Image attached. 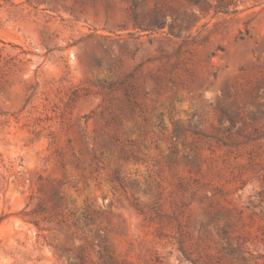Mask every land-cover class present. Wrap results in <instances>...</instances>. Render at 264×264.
Segmentation results:
<instances>
[{"label": "rangeland", "instance_id": "obj_1", "mask_svg": "<svg viewBox=\"0 0 264 264\" xmlns=\"http://www.w3.org/2000/svg\"><path fill=\"white\" fill-rule=\"evenodd\" d=\"M1 41L0 264H264V0H0Z\"/></svg>", "mask_w": 264, "mask_h": 264}, {"label": "trees", "instance_id": "obj_2", "mask_svg": "<svg viewBox=\"0 0 264 264\" xmlns=\"http://www.w3.org/2000/svg\"><path fill=\"white\" fill-rule=\"evenodd\" d=\"M132 19H134V21L137 19V14L135 13V11H132ZM135 25H136L135 27H138L140 31H147V30H151V29H152V28H151V24H149V23L144 24V25H142V24H135ZM1 43L3 44V46L0 47V61L3 60L4 62H6L5 57L2 56V52L4 51V48H5V46H4V45H5V42H2V41H1ZM7 44L13 46V45L10 44V43H7ZM15 47H18V45H15ZM20 53H22V54L25 55V54H27L28 52H26V50H24V49L21 48ZM124 94H125L126 100H128V101L131 102V97H132L131 94H130L129 92H124ZM39 210L41 211L42 209L40 208ZM34 211H36V210H34ZM34 211H33V212H34ZM26 221L32 223V224L35 225L37 228H39V225H38L37 220L32 219V218H28Z\"/></svg>", "mask_w": 264, "mask_h": 264}]
</instances>
